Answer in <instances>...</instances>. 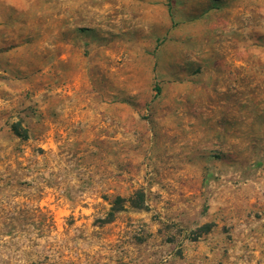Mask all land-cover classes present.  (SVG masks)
Here are the masks:
<instances>
[{
    "label": "rangeland",
    "instance_id": "1",
    "mask_svg": "<svg viewBox=\"0 0 264 264\" xmlns=\"http://www.w3.org/2000/svg\"><path fill=\"white\" fill-rule=\"evenodd\" d=\"M0 264H264V0H0Z\"/></svg>",
    "mask_w": 264,
    "mask_h": 264
},
{
    "label": "trees",
    "instance_id": "2",
    "mask_svg": "<svg viewBox=\"0 0 264 264\" xmlns=\"http://www.w3.org/2000/svg\"><path fill=\"white\" fill-rule=\"evenodd\" d=\"M17 132V135L20 138H25L23 135L19 134L18 131L15 129V133ZM122 199L120 197H116L113 201V207L111 208V214L112 213H117L121 210V204H122ZM129 203L131 204L132 207L135 208H142L144 206V195L141 192H138L135 194L134 199H130Z\"/></svg>",
    "mask_w": 264,
    "mask_h": 264
}]
</instances>
